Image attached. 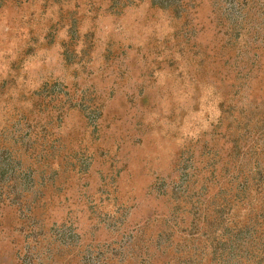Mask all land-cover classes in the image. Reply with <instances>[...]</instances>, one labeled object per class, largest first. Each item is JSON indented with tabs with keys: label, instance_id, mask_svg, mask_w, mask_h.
<instances>
[{
	"label": "rangeland",
	"instance_id": "374dc122",
	"mask_svg": "<svg viewBox=\"0 0 264 264\" xmlns=\"http://www.w3.org/2000/svg\"><path fill=\"white\" fill-rule=\"evenodd\" d=\"M0 264H264V0H0Z\"/></svg>",
	"mask_w": 264,
	"mask_h": 264
}]
</instances>
